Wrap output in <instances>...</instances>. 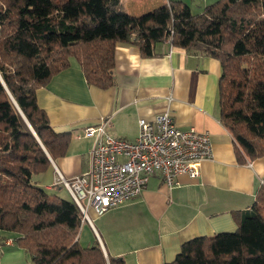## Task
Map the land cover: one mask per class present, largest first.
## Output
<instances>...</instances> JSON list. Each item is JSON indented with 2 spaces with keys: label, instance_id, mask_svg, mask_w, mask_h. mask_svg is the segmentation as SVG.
<instances>
[{
  "label": "trees",
  "instance_id": "1",
  "mask_svg": "<svg viewBox=\"0 0 264 264\" xmlns=\"http://www.w3.org/2000/svg\"><path fill=\"white\" fill-rule=\"evenodd\" d=\"M166 40L219 60L220 119L237 160L264 157V0H219L197 14L171 1L141 17L121 0H0V231L34 264H125L97 238L82 246L75 201L37 182L72 140L53 129L37 91L73 61L90 86L108 90L118 45L149 58ZM170 264H264V185L236 231L190 240Z\"/></svg>",
  "mask_w": 264,
  "mask_h": 264
},
{
  "label": "crops",
  "instance_id": "2",
  "mask_svg": "<svg viewBox=\"0 0 264 264\" xmlns=\"http://www.w3.org/2000/svg\"><path fill=\"white\" fill-rule=\"evenodd\" d=\"M171 1L201 13L219 0H121V5L129 15L141 17ZM155 53L147 58L136 46L118 45L115 84L108 90L90 86L73 61L37 91L38 105L53 129L72 135L67 155L51 159L49 170L37 177L40 186L63 197L55 190L57 180L89 169L93 139L84 130L102 119L108 120L111 135L130 142L138 138L140 119L153 122L166 111L181 130L210 134L214 157L200 162L198 179L181 175L178 185L169 187L155 174L140 197L100 217L91 211V222L83 223L82 246L97 238L106 256L125 264H170L186 242L236 231L264 185V157L240 163L234 138L221 122L219 60L175 48L168 40L157 44ZM7 235L0 231V264H34Z\"/></svg>",
  "mask_w": 264,
  "mask_h": 264
},
{
  "label": "built area",
  "instance_id": "3",
  "mask_svg": "<svg viewBox=\"0 0 264 264\" xmlns=\"http://www.w3.org/2000/svg\"><path fill=\"white\" fill-rule=\"evenodd\" d=\"M84 136L93 139L89 169L73 179L60 175L57 182L87 222H91L90 211L100 217L140 197L156 173L169 187L178 185L181 175L198 179L200 162L214 157L210 134L181 130L169 111L153 122L140 119L134 142L111 135L106 119L86 127Z\"/></svg>",
  "mask_w": 264,
  "mask_h": 264
},
{
  "label": "rangeland",
  "instance_id": "4",
  "mask_svg": "<svg viewBox=\"0 0 264 264\" xmlns=\"http://www.w3.org/2000/svg\"><path fill=\"white\" fill-rule=\"evenodd\" d=\"M192 11H193V13L194 14H197L198 12H199V10H197L196 9V7H193L192 8ZM169 41V40H168ZM170 42V41H169ZM171 43V42H170ZM89 144L91 143V141L89 140V141H87ZM156 174H159L160 175V173H156ZM69 193H68V191L66 190V188H62V195H64V196H66V197H64V198H69V196L70 195H68ZM84 204H85V201H84ZM91 213V211L89 212V214ZM82 243V242H81ZM83 244V243H82ZM84 246V245H83Z\"/></svg>",
  "mask_w": 264,
  "mask_h": 264
}]
</instances>
